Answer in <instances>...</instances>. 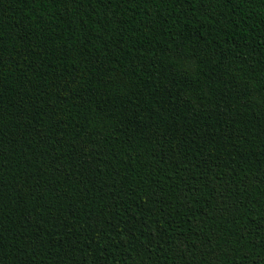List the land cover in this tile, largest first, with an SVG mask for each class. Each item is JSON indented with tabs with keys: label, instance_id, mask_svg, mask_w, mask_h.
Wrapping results in <instances>:
<instances>
[{
	"label": "trees",
	"instance_id": "trees-1",
	"mask_svg": "<svg viewBox=\"0 0 264 264\" xmlns=\"http://www.w3.org/2000/svg\"><path fill=\"white\" fill-rule=\"evenodd\" d=\"M0 264H264V0H0Z\"/></svg>",
	"mask_w": 264,
	"mask_h": 264
}]
</instances>
